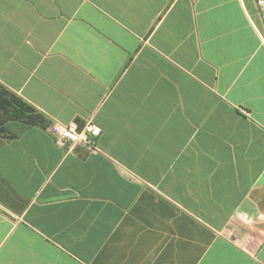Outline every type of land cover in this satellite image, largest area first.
Returning a JSON list of instances; mask_svg holds the SVG:
<instances>
[{
	"label": "crops",
	"instance_id": "1",
	"mask_svg": "<svg viewBox=\"0 0 264 264\" xmlns=\"http://www.w3.org/2000/svg\"><path fill=\"white\" fill-rule=\"evenodd\" d=\"M0 83L103 150L0 134V264H264L256 0H0Z\"/></svg>",
	"mask_w": 264,
	"mask_h": 264
},
{
	"label": "trees",
	"instance_id": "2",
	"mask_svg": "<svg viewBox=\"0 0 264 264\" xmlns=\"http://www.w3.org/2000/svg\"><path fill=\"white\" fill-rule=\"evenodd\" d=\"M49 124L42 112L0 83V134L12 131L11 127L16 126L12 136H18L26 128H47Z\"/></svg>",
	"mask_w": 264,
	"mask_h": 264
},
{
	"label": "built area",
	"instance_id": "3",
	"mask_svg": "<svg viewBox=\"0 0 264 264\" xmlns=\"http://www.w3.org/2000/svg\"><path fill=\"white\" fill-rule=\"evenodd\" d=\"M256 3L261 10L264 22V0H256ZM46 129L57 144L65 148L67 152H72L78 146L85 147L90 153L103 152L99 143L102 129L93 118L89 119L84 126H80L75 121L66 123L52 119Z\"/></svg>",
	"mask_w": 264,
	"mask_h": 264
}]
</instances>
